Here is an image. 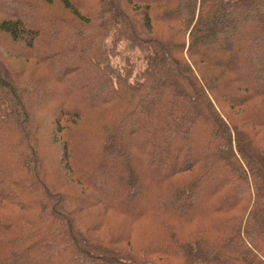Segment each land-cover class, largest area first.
Returning <instances> with one entry per match:
<instances>
[{"label": "trees", "instance_id": "obj_1", "mask_svg": "<svg viewBox=\"0 0 264 264\" xmlns=\"http://www.w3.org/2000/svg\"><path fill=\"white\" fill-rule=\"evenodd\" d=\"M0 264H264V0H0Z\"/></svg>", "mask_w": 264, "mask_h": 264}, {"label": "rangeland", "instance_id": "obj_2", "mask_svg": "<svg viewBox=\"0 0 264 264\" xmlns=\"http://www.w3.org/2000/svg\"><path fill=\"white\" fill-rule=\"evenodd\" d=\"M132 55H136V51Z\"/></svg>", "mask_w": 264, "mask_h": 264}]
</instances>
